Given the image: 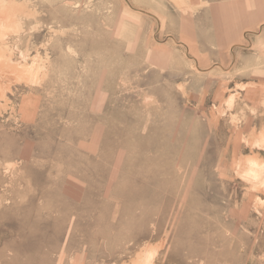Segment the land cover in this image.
<instances>
[{
  "label": "rangeland",
  "instance_id": "1",
  "mask_svg": "<svg viewBox=\"0 0 264 264\" xmlns=\"http://www.w3.org/2000/svg\"><path fill=\"white\" fill-rule=\"evenodd\" d=\"M0 264H264V0H0Z\"/></svg>",
  "mask_w": 264,
  "mask_h": 264
}]
</instances>
